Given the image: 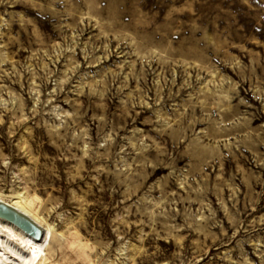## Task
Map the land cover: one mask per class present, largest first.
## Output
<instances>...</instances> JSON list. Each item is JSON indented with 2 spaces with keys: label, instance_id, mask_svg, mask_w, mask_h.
Returning <instances> with one entry per match:
<instances>
[{
  "label": "rangeland",
  "instance_id": "rangeland-1",
  "mask_svg": "<svg viewBox=\"0 0 264 264\" xmlns=\"http://www.w3.org/2000/svg\"><path fill=\"white\" fill-rule=\"evenodd\" d=\"M0 195L35 264H264V0H0Z\"/></svg>",
  "mask_w": 264,
  "mask_h": 264
},
{
  "label": "bare ground",
  "instance_id": "bare-ground-1",
  "mask_svg": "<svg viewBox=\"0 0 264 264\" xmlns=\"http://www.w3.org/2000/svg\"><path fill=\"white\" fill-rule=\"evenodd\" d=\"M2 201L8 202L14 207H16L17 209H19L20 211L27 213L41 226L40 235L36 236L30 233L29 231H27L26 229H24L23 227H21L15 221H12L0 215V222L9 224L11 226H16L17 230L20 231L24 235L23 236V239L25 242L24 251L27 252L28 253L27 255L29 256L24 257L22 253H18L20 256H14L13 264H25L23 261H27L26 264H35V262L41 259L44 255L43 242L47 241V239L50 236H52L53 226L51 224L43 223L41 219L39 218V216L35 212H33V210L30 207H28L27 204L20 198L7 199V198H4L2 195H0V202ZM1 261L4 262L3 259H1Z\"/></svg>",
  "mask_w": 264,
  "mask_h": 264
},
{
  "label": "water",
  "instance_id": "water-1",
  "mask_svg": "<svg viewBox=\"0 0 264 264\" xmlns=\"http://www.w3.org/2000/svg\"><path fill=\"white\" fill-rule=\"evenodd\" d=\"M0 215L18 223L30 233L39 236L41 226L27 213H24L8 202H0ZM41 237V236H40Z\"/></svg>",
  "mask_w": 264,
  "mask_h": 264
}]
</instances>
